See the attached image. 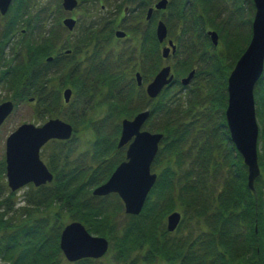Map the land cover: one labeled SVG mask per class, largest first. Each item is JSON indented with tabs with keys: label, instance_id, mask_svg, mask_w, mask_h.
Wrapping results in <instances>:
<instances>
[{
	"label": "trees",
	"instance_id": "trees-1",
	"mask_svg": "<svg viewBox=\"0 0 264 264\" xmlns=\"http://www.w3.org/2000/svg\"><path fill=\"white\" fill-rule=\"evenodd\" d=\"M196 1L198 11L195 6L190 7L188 1L182 7L180 19L183 23L190 22L189 33L198 32L204 40H208L205 34L207 22L199 10V4L204 11L208 3ZM29 6L30 0H15L7 15L0 14L5 18L4 38L11 39L23 24H26V31L30 34L38 28L32 20L34 14L29 16ZM185 12L192 15V20L187 19ZM102 22L94 21L79 36L83 37L81 42L87 56L93 49H103L101 42H96L99 34L95 31ZM136 31L140 38L141 56L148 54V45L152 44L157 57H160L154 20ZM61 32L60 29L56 33L46 31L48 35L44 34L39 43L34 42L38 39L30 38L26 46L24 40L19 45L14 65L2 73L3 80L5 78L7 83L16 84L14 88L18 100L34 98V102L45 109L40 114L42 118L65 114L74 125L75 134L69 140H52L44 146L48 166L55 178L51 183L39 187L30 184L20 205L15 199L16 192L3 183L1 176L6 172V162L0 163V257L11 264H59L60 255H63L60 237L66 225L63 219L70 215L71 220L82 221L90 232L110 240L115 250L114 264H152L156 260H164L168 264H238L241 258H249L250 264H264V75L255 91L257 113L262 125L259 139L262 173L255 181L256 191L253 192L248 186V167L231 140L226 121L230 71L220 64L219 57H213V67L209 71L210 75L214 73L219 77L218 122L211 118L209 110L212 108L209 109L208 95L202 86L189 111L192 112L197 105L203 107L195 115L196 122L183 121L187 109L183 110L176 97L168 96L167 100H162L165 95L178 89L180 81L177 77L174 84L166 87L157 99L147 98L152 118L160 113L166 121V126L160 131L165 137L156 160L166 151L169 155L168 165L159 174L142 212L139 215L127 214L126 223L120 226L110 217L111 212L106 204L108 196H94L92 189L105 182L120 161L125 160L124 155L117 154L122 153L118 147V136L121 133L119 121L124 113V99L121 101L110 96L107 102L102 100L99 104H107V114L99 120L91 119L89 112L98 90V85L91 78L95 70L105 72L108 67H113L107 71L111 76L109 78L118 80V74L124 76L126 63L131 60L134 51L129 49L122 54L109 52L106 57L95 52L88 58L89 66L83 67L74 60L82 53V48L79 45L65 48ZM62 49L72 51L65 54ZM196 51L201 52V49L198 47ZM51 53L53 59L47 60ZM63 61H66L61 70L65 71L64 74L53 69ZM57 79L60 86L54 83ZM115 80L111 85H115ZM122 80L127 82L122 92L132 91V97L133 91H136L133 80L123 77ZM67 84L75 92L68 104L60 95V88ZM202 91L206 98L202 97ZM65 108L69 110L64 112ZM85 122L95 130L97 136L88 150L97 163L94 168L73 160V152L78 147L74 144L78 126ZM198 122L200 126L196 125ZM109 125L113 129L110 133L106 132ZM174 129L176 134L173 133ZM215 131L217 134H214ZM170 133L175 136L170 138ZM186 135L190 147L183 143ZM212 136L217 137L218 148L212 143ZM113 151L115 155L111 157ZM177 206L184 213L181 223L188 219L199 222L202 219L207 228L200 229L197 236L187 240V235L180 238L171 236L175 232L166 230L162 222ZM43 208L47 211L40 213ZM192 231L194 229L190 228ZM30 251H33L31 255ZM141 252L144 254L140 255ZM71 264H100V259L83 258Z\"/></svg>",
	"mask_w": 264,
	"mask_h": 264
},
{
	"label": "rangeland",
	"instance_id": "rangeland-1",
	"mask_svg": "<svg viewBox=\"0 0 264 264\" xmlns=\"http://www.w3.org/2000/svg\"><path fill=\"white\" fill-rule=\"evenodd\" d=\"M29 1V0H28ZM79 5L72 12L66 11L63 6V0H30V9L32 16L33 14V22L37 25L36 28L31 34L26 31V24L20 27L19 31L14 33L11 36V39L3 37V23L5 22V18L0 16V45L2 47V52L0 56V68L2 73L5 70H9L15 63V56L19 50L20 43L23 42L24 46L30 38L38 39L34 42H40L42 36L48 35L46 31H51L56 33L59 29L62 31L61 36L63 37L65 48L74 47L75 45H79L83 50V42L81 39L83 37H79L84 31L90 28L94 21H103L100 26L95 30L99 35V38L96 40L101 42L103 45V49L99 50L93 49L92 52L86 53L85 50L80 52L76 57L75 61L80 62V65L83 67L89 66L88 58L95 52H98L100 56L106 57L109 52H114L116 54H122L124 52H128L131 49V52L134 53L131 56V60H128L127 67L124 71V76L120 77L118 74V80L111 77L109 72L112 68L108 67L105 72H101L103 70L94 71L92 75V80L95 84L98 85L97 94L93 101V106L90 109L89 115L91 119H100L107 114L108 106L107 104H99L102 100L111 96H115L116 98H120L121 101L124 99L123 103V115L120 117V125L122 124L123 118H133L138 112L148 108V95L146 94V86L147 84L154 79L158 71L162 66L170 64L172 66L173 72L176 77L179 79L178 89L173 90L171 94L165 95L162 100H167V97H176L177 103H179L184 113V122H196V113L203 109L202 106L197 105L192 109L193 101L196 97H198L197 92L201 89L199 87L202 86L203 91L207 93V96L203 91L202 97L207 96V102L210 111L211 118L216 122L219 120V77L213 73L210 75L209 69L213 67V57H219L220 64L222 66H226L229 68V71L233 70L236 65L233 63L236 59L243 54L252 36V27L253 20L256 14V7L254 0H203L207 4L206 8L203 11V6L199 4V10L204 14V20L207 22L206 30L213 29L219 34V45L213 46L211 45V39L204 40L203 37L200 36L198 32L189 33L191 30L190 22L183 23L180 19V15L182 12V7L184 8L188 1H190V7L195 6L198 11V4L196 0H170L169 7L166 10H160L155 13V19L157 21L159 19H163L169 28V38L174 39L175 43L178 45V50L175 55L170 56L167 59H164L162 56V48L161 44L159 47V56L157 57L156 52L152 44L148 45V54L144 53V56H141L140 43H139V34L136 31L137 29H142L147 24L146 17L148 13V8L152 6L155 2L160 0H78ZM140 4V5H139ZM140 6V8H139ZM129 8V11L126 13L125 9ZM137 9V11H136ZM33 11V13H32ZM135 11V12H134ZM184 13V12H183ZM187 14V19L192 20V15L189 12H185ZM67 16H73L77 18L78 23L77 27L73 31H69V29L64 26L63 19ZM185 21V20H184ZM113 23V24H112ZM157 24V23H156ZM155 24V27H156ZM111 25V26H110ZM107 26V28H104ZM109 26V27H108ZM39 28H42L39 32ZM100 33H99V31ZM117 30H124L129 33V36L126 39H120L116 37ZM79 37V38H77ZM202 38V39H201ZM10 41V42H9ZM9 42V43H8ZM33 42V43H34ZM51 44L54 43L50 42ZM201 49L197 52V48ZM61 49V47H59ZM65 50L66 49H62ZM68 50V49H67ZM66 54V53H65ZM91 55V56H92ZM54 56L52 53L49 54L46 58ZM211 56V57H209ZM239 56V57H238ZM69 58L66 59L68 61ZM144 60V61H143ZM66 61L60 62L58 65L54 66L53 69L55 71H61L63 66L66 64ZM231 64V65H230ZM233 64V65H232ZM233 66V68L229 67ZM195 70V78L192 80L190 85L186 90L182 91V83L181 80L183 77H186L189 73ZM114 71V70H113ZM137 71H140L143 75L144 84L143 86H137V81L135 74ZM62 74L65 71H61ZM119 72H122L120 70ZM230 75V74H229ZM59 77V75H56ZM124 79H132V85L136 89L133 91L132 97L131 92L125 93L122 92V88L126 85L127 82L122 80ZM229 77V76H228ZM134 78V79H133ZM115 80V85H111V83ZM54 83L58 84V79L54 80ZM228 84V79H227ZM259 85V84H258ZM257 85V86H258ZM16 84L7 83L2 79L0 81V103L6 100H13L15 102V109L8 116L5 122L0 126V163L5 161L6 157V140L8 136L15 131L21 124L25 122H32L36 125H42L45 121L50 118H42L40 115L43 111H45L44 107L40 106L38 102L26 100H18L16 97V89L14 88ZM67 87H72L70 85H64L60 88L61 99L64 101V90ZM181 89V90H180ZM192 89H195L194 91ZM257 89V87H256ZM255 89V91H257ZM127 90V89H126ZM212 90V91H211ZM74 91V90H73ZM114 91V94H112ZM211 91V94H210ZM75 93V92H74ZM73 93V95H74ZM16 97V98H15ZM201 97V96H200ZM201 99V98H200ZM161 100V101H162ZM107 102V101H106ZM157 103V102H156ZM68 104V103H67ZM256 106L258 107L257 98H256ZM217 107V108H216ZM182 109V108H181ZM69 110V108H65L64 112ZM63 113V112H62ZM54 117H60L64 120L68 121V118L65 114H61ZM257 120L259 123V127L261 130V121L259 120V115L257 113ZM70 122V121H69ZM201 123H196V125L200 126ZM108 125V124H107ZM166 126V121L163 120L162 114L158 113L155 117L151 118L145 125L144 129H148L153 132L163 131V128ZM177 129V128H175ZM173 130V133L176 134V130ZM112 125L106 127V132L110 133L112 131ZM182 130V128H181ZM173 133H170V138L175 136ZM214 134H217L215 131ZM75 145H77V149L73 152V160L79 163L88 164L90 167H96L97 163L92 159V154L90 156L89 149L92 146L94 140H96V132L89 125L88 122H85L78 126V131L76 133ZM120 136V135H119ZM118 136V139H119ZM183 143L190 147V142L188 141V136L186 135L183 138ZM260 139V138H259ZM212 143L216 148H218V139L216 136L211 137ZM220 147V146H219ZM122 153L120 155H124L126 159V150L127 146L120 148ZM220 149V148H219ZM261 151V145L259 140V153ZM115 151L110 153V156H114ZM45 150H42V158L48 164L47 158L45 156ZM169 155L166 151L162 152L160 157L155 160L152 164V171L160 174L163 168L168 165ZM121 162V161H120ZM3 179V183L7 184L6 172L1 176ZM264 180V173H263ZM8 186V184H7ZM29 185L22 187L21 189L15 191V199L18 202V205L22 204V198L29 190ZM97 187V186H95ZM95 187L92 189L94 190ZM256 189V186H255ZM161 194V193H160ZM159 194V197H160ZM119 198H118V197ZM106 200L107 207L110 209L111 218L115 220V223L122 226L126 223L127 213L125 210V204L122 198L118 193H111L107 197ZM175 210H179L183 213L182 210L177 206L174 208ZM47 209L43 208L40 210V213L46 212ZM174 211V210H173ZM172 212V211H171ZM170 212V213H171ZM168 213L163 222L164 227L168 230ZM184 214V213H183ZM65 223H69L71 220V216L67 215L64 218ZM190 228L194 229V231L190 232ZM202 228H207L204 224V221L201 219L200 222L197 219L190 221V219L184 221L180 224L177 231L171 236H178V238L182 236H186V240L189 237H195L199 234V230ZM177 238V239H178ZM111 243V242H110ZM33 247V246H32ZM29 248L30 249H32ZM114 248L111 244L109 252L102 258H100V264H114ZM223 252L225 249L222 250ZM30 251L29 254L31 255ZM63 253V252H62ZM144 254L141 252L140 255ZM146 254V253H145ZM177 260V259H176ZM0 264H11L9 260H4L0 257ZM59 264H71L70 261L67 260L65 255H60ZM143 264V263H141ZM152 264H168L164 260H156ZM179 264V263H178ZM238 264H250L249 258H241Z\"/></svg>",
	"mask_w": 264,
	"mask_h": 264
},
{
	"label": "water",
	"instance_id": "water-1",
	"mask_svg": "<svg viewBox=\"0 0 264 264\" xmlns=\"http://www.w3.org/2000/svg\"><path fill=\"white\" fill-rule=\"evenodd\" d=\"M13 0H0V12L6 14ZM256 14L253 20V35L249 46L238 59L228 78V105L226 119L231 140L244 159L248 167V186L255 189V181L261 174L259 164V136L260 127L257 120L255 86L264 73V0H254ZM79 5L78 0H63V7L73 11ZM168 0H160L157 9H165ZM154 8H150L147 18L153 15ZM69 30H74L77 19L69 16L63 20ZM215 46L219 44V34L215 30L208 31ZM118 37H124V30H117ZM168 36V28L164 21L157 27V37L163 42ZM170 46L163 49V56L168 57L172 48L176 51L173 40ZM1 55V45H0ZM52 57H48L51 60ZM195 76L193 70L182 79L183 85H188ZM138 84L142 85L141 73L136 74ZM1 79V71H0ZM175 75L171 73V66L163 67L147 86L150 97L156 98L166 86L174 84ZM64 98L70 102L73 90L67 87ZM12 100L0 103V126L14 110ZM149 110L139 112L133 119L122 121V132L118 146L130 144L127 149V160L120 163L110 178L93 190L95 196H106L118 193L125 204L127 214L139 215L146 203L149 193L154 187L158 174L153 173L151 166L159 152L164 138L161 132L142 130L149 119ZM74 133V126L62 118H50L42 125L32 122L21 124L12 132L6 141V163L8 185L16 191L21 187L34 183L41 186L52 182L53 172L41 158L42 147L52 139L68 140ZM182 221V213L173 211L168 216V230L175 231ZM60 247L70 262L83 258H101L110 248L107 237L92 234L81 221L68 223L61 234Z\"/></svg>",
	"mask_w": 264,
	"mask_h": 264
},
{
	"label": "flooded vegetation",
	"instance_id": "flooded-vegetation-1",
	"mask_svg": "<svg viewBox=\"0 0 264 264\" xmlns=\"http://www.w3.org/2000/svg\"><path fill=\"white\" fill-rule=\"evenodd\" d=\"M127 37H124V38H120V39H126Z\"/></svg>",
	"mask_w": 264,
	"mask_h": 264
}]
</instances>
